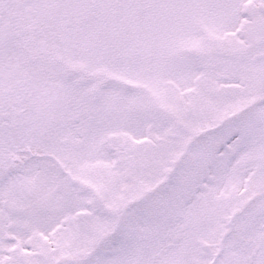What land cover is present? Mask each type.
Segmentation results:
<instances>
[{
	"label": "snow or ice",
	"instance_id": "obj_1",
	"mask_svg": "<svg viewBox=\"0 0 264 264\" xmlns=\"http://www.w3.org/2000/svg\"><path fill=\"white\" fill-rule=\"evenodd\" d=\"M0 264H264V0H0Z\"/></svg>",
	"mask_w": 264,
	"mask_h": 264
}]
</instances>
